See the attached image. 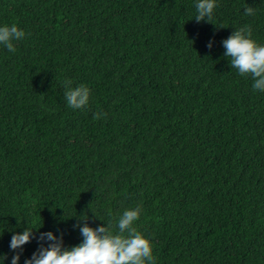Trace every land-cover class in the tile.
<instances>
[{
	"label": "trees",
	"instance_id": "1",
	"mask_svg": "<svg viewBox=\"0 0 264 264\" xmlns=\"http://www.w3.org/2000/svg\"><path fill=\"white\" fill-rule=\"evenodd\" d=\"M196 3L0 0L26 34L0 44V264L26 229L18 264L42 232L71 249L137 207L155 264H264V92L222 43L250 25L264 45V0H217L212 22Z\"/></svg>",
	"mask_w": 264,
	"mask_h": 264
},
{
	"label": "clouds",
	"instance_id": "2",
	"mask_svg": "<svg viewBox=\"0 0 264 264\" xmlns=\"http://www.w3.org/2000/svg\"><path fill=\"white\" fill-rule=\"evenodd\" d=\"M217 6V0H197L195 20L212 22ZM245 15H255V10L248 7L245 9ZM25 35L15 23L11 26L4 25L0 27V44L15 53L14 41L24 39ZM222 43L226 49L224 55L230 58L232 68L238 70L241 76L250 75L254 80L253 90L264 92V45H259L252 38L251 26L244 25L237 28ZM207 46L211 48L213 41H209ZM71 84V80L64 81L68 107L85 108L89 103L90 90L84 85L72 88ZM105 115L97 112L94 119L99 120ZM140 215L139 207L124 211L116 222L117 232L113 231L110 221L96 228L85 222L79 229L83 237L82 243L71 249L64 248L62 237H57L54 232H42L38 242L51 241V243L47 247L41 243V247L25 261V264H155L151 241L134 227ZM83 220L86 221L87 218ZM77 226L79 225L74 227ZM33 238V229H26L12 236L10 249L20 250L12 257V264H18L23 246Z\"/></svg>",
	"mask_w": 264,
	"mask_h": 264
}]
</instances>
